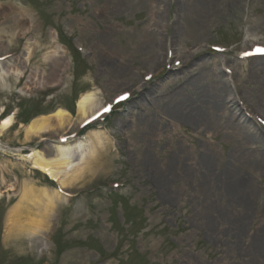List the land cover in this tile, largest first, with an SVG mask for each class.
I'll return each mask as SVG.
<instances>
[{"label": "rangeland", "instance_id": "obj_1", "mask_svg": "<svg viewBox=\"0 0 264 264\" xmlns=\"http://www.w3.org/2000/svg\"><path fill=\"white\" fill-rule=\"evenodd\" d=\"M257 49H264V0H0V63L28 61L20 78L0 82L3 118L15 117L0 143L21 149L0 148V264H264V52ZM58 50L68 61L61 83L28 86L32 71L53 74ZM87 91L104 107L121 94L127 100L84 129L77 101ZM216 98L227 106L235 98L251 125L242 134L262 136L247 142L220 119L197 126L189 105ZM59 108L72 115L67 127L25 138L22 125ZM95 132L103 156L63 189L20 160L29 147L96 142ZM211 150L216 167L250 181L254 198L247 213L224 200L227 217L208 226L199 177L175 165L165 191L148 160L165 168L164 153L199 169L196 160ZM26 181L65 198L42 235L8 224Z\"/></svg>", "mask_w": 264, "mask_h": 264}, {"label": "bare ground", "instance_id": "obj_2", "mask_svg": "<svg viewBox=\"0 0 264 264\" xmlns=\"http://www.w3.org/2000/svg\"><path fill=\"white\" fill-rule=\"evenodd\" d=\"M204 7L199 6L197 10L199 12H205L206 9H209L208 7ZM55 56V60L53 61V74L46 78L41 76L37 71H32L28 76V86L36 85L43 89L46 86H56L61 83L62 77L68 69V61L59 50L55 52ZM159 57L160 53L158 51L157 58ZM14 61L15 63L18 62L17 60ZM27 66L28 61L26 64L23 63L21 66L17 65L14 67L5 63H0V82L4 84L6 79L10 76L20 78L26 73ZM58 70L60 73L56 75ZM259 71L261 74H264V68ZM253 72L257 75V67ZM182 84L183 83L180 81L171 84L169 91L177 89ZM228 90L229 88L226 87L224 91L227 92ZM94 96L92 91H87L83 93L77 101L78 120L80 124L88 120L96 121L97 116L104 112ZM224 99L225 98H222L223 103H221L220 98L214 99V102L208 100L209 102H207L206 106H194L195 103L189 105L191 120L197 126H203L205 122L209 120L215 122L216 119H220L225 121L224 124L226 123L227 126L233 128L232 134L243 135L242 130L244 127L242 126H245V128L246 126L251 127L250 123H247L246 120L243 121V117L238 114L235 98L231 99L230 106H227L228 104ZM174 101L180 103L177 100H172L169 103L172 105ZM227 109L229 111L231 110L233 115L227 113ZM2 113L3 109L0 108V136H3L4 133L10 130L15 124L14 115L3 118ZM71 117V113L60 108L50 117H37L31 120L27 125H22L25 129V138L28 139L31 136L34 137L40 134L51 133L53 129H62L65 124H67V127L71 122ZM232 120H234V122H239L237 125L233 122L234 125H232ZM250 132V130H247L248 135H243L247 142L251 143L255 141V139L259 137L257 134L262 136L258 132L257 134ZM156 135V133L152 134L153 137ZM216 136L217 135L214 137ZM93 138L96 142L90 137V139L87 138L88 141L86 143L83 141H78L76 143L67 141L66 143H60L56 146H54V144L48 145L49 149L47 150L30 147L28 153L21 154L22 157L20 160L26 163L27 168L29 167L30 169L42 173L44 176L48 177L49 180L58 183L63 189L72 181L76 180L87 166L94 165V163L100 161L103 156L102 150L104 145L101 133H93ZM16 151L21 152V149H17ZM217 154L218 152L215 150L204 153L203 157L196 160L197 166L200 167L199 169L194 168V163L188 164L187 166L186 158L172 160L174 159L173 157L170 158L168 154L164 153L162 157L167 160L165 168L159 169L155 163L148 160L150 165L148 167H151V170L154 171V182L162 190L167 191L166 186L174 174L175 165H180V167H182L180 169L181 171H189L192 177L194 175L199 177V182L196 185L199 187L201 186L200 188L207 196L209 202L206 203L208 208L204 213L208 226H211L213 221L218 220L219 217H222V219L227 217L229 207L224 206V200L227 202L229 201L230 204L243 205L246 210L245 213H247L249 211L248 207L254 198L250 181L241 173L235 172L233 169L229 170L216 167L215 162L218 160ZM8 188H10L12 192L15 191L14 185H10ZM60 193V191H56L55 189L52 190L49 187L38 188L34 186L32 182L26 181L17 205L9 213V227H15L17 224V229L28 232L31 235L44 234V231L50 227L58 207L65 201V198H63ZM1 194L2 192H0V195ZM162 194L165 197H169V194H165V192H162ZM40 244L44 245L45 243L43 244L41 241Z\"/></svg>", "mask_w": 264, "mask_h": 264}, {"label": "snow or ice", "instance_id": "obj_3", "mask_svg": "<svg viewBox=\"0 0 264 264\" xmlns=\"http://www.w3.org/2000/svg\"><path fill=\"white\" fill-rule=\"evenodd\" d=\"M257 51H261V52H264V49H257Z\"/></svg>", "mask_w": 264, "mask_h": 264}]
</instances>
